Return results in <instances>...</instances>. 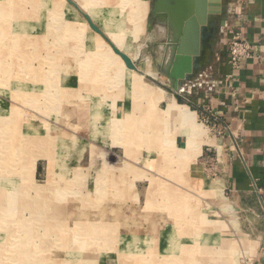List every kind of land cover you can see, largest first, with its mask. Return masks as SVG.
Listing matches in <instances>:
<instances>
[{"label":"rangeland","instance_id":"rangeland-1","mask_svg":"<svg viewBox=\"0 0 264 264\" xmlns=\"http://www.w3.org/2000/svg\"><path fill=\"white\" fill-rule=\"evenodd\" d=\"M84 1L135 19L150 71L134 88L66 0H0V264H250L254 238L150 131L151 89L170 91L152 0Z\"/></svg>","mask_w":264,"mask_h":264},{"label":"crops","instance_id":"crops-1","mask_svg":"<svg viewBox=\"0 0 264 264\" xmlns=\"http://www.w3.org/2000/svg\"><path fill=\"white\" fill-rule=\"evenodd\" d=\"M223 18L213 64L185 83L184 102L171 91L160 88V94L151 89L149 96L159 114L151 118L155 126L150 131L155 132L157 125L169 128L170 148L182 165L186 163L189 177L223 197L245 234L254 238L250 264H264V192L257 191L264 171V0H230ZM233 28L241 30L253 47L252 56L237 69L227 64L224 42V33ZM207 117L209 124L203 120ZM141 123L144 126L145 120ZM150 138L154 140V135Z\"/></svg>","mask_w":264,"mask_h":264},{"label":"water","instance_id":"water-1","mask_svg":"<svg viewBox=\"0 0 264 264\" xmlns=\"http://www.w3.org/2000/svg\"><path fill=\"white\" fill-rule=\"evenodd\" d=\"M119 56L127 69L141 75L129 55L121 51L73 0H66ZM230 0H152L150 19L165 33L157 68L168 79L170 91L182 92L185 83L202 75L213 64L224 15Z\"/></svg>","mask_w":264,"mask_h":264},{"label":"bare ground","instance_id":"bare-ground-1","mask_svg":"<svg viewBox=\"0 0 264 264\" xmlns=\"http://www.w3.org/2000/svg\"><path fill=\"white\" fill-rule=\"evenodd\" d=\"M77 3L81 6L80 8L83 9V11H85L86 13L89 14V16L92 18V20L97 24L99 25V27L105 32V34H107V37L121 50L123 51L124 53H126L127 55H129L131 57L132 60H135L136 58L138 59V57L140 56V45L137 44V47H136V51L135 53L132 52L131 50V45H132V39L134 40L139 31L141 30V28L138 26V24L135 22V19H131L129 18V25L127 24H124L123 21H119L118 23H114L113 20H111L112 18H107L105 16H103V20L101 21V15H99V11L97 12L95 10V8L93 7V4L89 3V2H85L84 0H76ZM123 2V0H122ZM94 3V2H93ZM133 4H134V8H133V11L135 12L136 10H139V5L142 7V10H141V13L144 11V5H143V2L140 1V0H133ZM127 5V3H126ZM60 7V6H59ZM104 11V10H102ZM118 11V10H117ZM140 11V10H139ZM138 11V12H139ZM86 25V24H85ZM74 27V26H73ZM89 27V26H88ZM157 29V28H156ZM84 31V30H83ZM154 32L156 33V31L154 30ZM153 32V33H154ZM162 30L159 29L158 30V33L159 35L162 34ZM131 35V37H130ZM163 35V34H162ZM161 35V37H162ZM157 36V35H156ZM153 37V36H152ZM154 37H155V34H154ZM164 37V36H163ZM156 38V37H155ZM159 39V38H158ZM102 42V46L105 45L107 46L106 44H104V42L101 40ZM160 43V42H159ZM109 46V45H108ZM107 46V53L109 55V57L111 59L114 58V53H112L111 51V48H109ZM116 55V58H115V62L116 64H118V69H126L128 72H129V77H131V80H130V84L138 89L139 86H142L141 85V74L140 75H136L133 73L134 70H131V69H127L123 63L122 60H120L121 58ZM110 63V62H109ZM140 63H141V72L145 73V72H149L148 71V57L147 56H142L141 60H140ZM111 65V64H110ZM112 66V65H111ZM112 68V67H111ZM116 69V68H115ZM140 70V69H139ZM120 72V71H119ZM118 72V73H119ZM142 73V74H143ZM144 75V74H143ZM172 107V106H171ZM176 205V204H174ZM173 205V206H174ZM180 206V204H179ZM173 250H177V248H175V246L172 247ZM172 248L170 249V247H165L164 250H162V252H166L168 250H172ZM205 251V250H204ZM170 252V251H169ZM177 252H175L176 254ZM168 256V255H166ZM178 257H174L173 258V261H176ZM170 262V261H168ZM177 262V261H176ZM175 263V262H174ZM228 264H232V262H229Z\"/></svg>","mask_w":264,"mask_h":264},{"label":"built area","instance_id":"built-area-1","mask_svg":"<svg viewBox=\"0 0 264 264\" xmlns=\"http://www.w3.org/2000/svg\"><path fill=\"white\" fill-rule=\"evenodd\" d=\"M224 42L226 45V60L231 69H237L244 59L252 56V42L248 40L244 33L239 29H228L224 33ZM204 122L209 124L210 118H203ZM213 130L216 134L221 135L222 131L218 129ZM257 191L264 192V171L260 178V187H257Z\"/></svg>","mask_w":264,"mask_h":264}]
</instances>
